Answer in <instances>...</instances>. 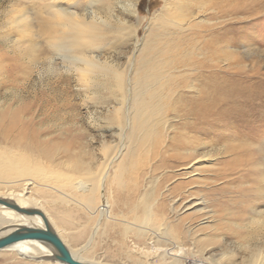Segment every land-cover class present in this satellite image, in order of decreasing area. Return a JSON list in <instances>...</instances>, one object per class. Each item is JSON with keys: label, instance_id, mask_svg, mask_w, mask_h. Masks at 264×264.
I'll list each match as a JSON object with an SVG mask.
<instances>
[{"label": "rangeland", "instance_id": "obj_1", "mask_svg": "<svg viewBox=\"0 0 264 264\" xmlns=\"http://www.w3.org/2000/svg\"><path fill=\"white\" fill-rule=\"evenodd\" d=\"M65 1L62 6L67 8ZM47 2L0 0V133L3 134L0 145L11 150L40 153L48 173L52 171L48 168L57 170L59 166L64 170L73 165L76 170L72 175L79 176V171L83 173L87 166L99 169L103 158L111 153L117 142V124L110 120L117 106L116 96L109 87V76L95 74L97 81L84 85L80 74L69 66L70 58L51 51L44 36L39 34L32 13L41 7L44 10ZM129 3L136 13L129 12ZM240 5L247 6L240 10V24L252 26L255 23L257 26L259 23L260 39L243 41L235 49L226 48L221 63L230 61L229 50H235L242 78L230 84L223 78L226 90L223 117L212 118L205 130L207 133L190 131L192 146L188 150L198 163L189 174L181 167L164 172L167 180L161 178L158 182L161 187L156 185L162 194L159 196L161 203H155L153 208L166 219L164 222L154 219L162 222L154 238L156 250L174 247L162 238L170 235L173 240H180L187 254L208 264H264V16L259 20L245 19L249 6L245 1ZM162 7L163 0H110L109 9H103L100 15H109L113 24L130 25L133 37L124 43L106 39L100 45L99 60L108 61L125 72L148 39L152 17L159 14ZM13 8L17 11L11 21ZM23 10L24 21L20 19ZM256 29L251 27L249 34ZM136 40L138 45L133 46ZM202 87L193 82L191 87H183L181 91L186 96H194ZM252 103L258 105L251 109ZM173 123L179 125L176 120ZM49 160L53 163H48ZM166 188L171 192H163ZM0 189H3L0 193L38 197L39 210H45L56 221L72 250L80 248L88 239L94 220L78 205L65 203L56 193L32 182L26 186L12 183ZM104 196L108 216L103 218L84 252L87 262L134 264L131 258L138 248L133 244V234L129 229L123 231L122 224L126 222L128 226L131 218L122 208V204L127 203L126 195L116 193L111 184ZM175 197L178 202L183 198L194 202L191 205L195 208L179 212V215L172 214L168 205ZM152 199L149 187L146 191L141 186V205ZM141 248V264H146L145 254L153 250L149 243ZM8 255H0V264H28L24 259ZM152 260L153 264L167 262L158 257Z\"/></svg>", "mask_w": 264, "mask_h": 264}, {"label": "bare ground", "instance_id": "obj_2", "mask_svg": "<svg viewBox=\"0 0 264 264\" xmlns=\"http://www.w3.org/2000/svg\"><path fill=\"white\" fill-rule=\"evenodd\" d=\"M63 1L48 0L44 10L41 7L32 11L39 34L44 36L52 52H60L70 58L69 66L80 74L84 85L97 81L95 74H106L111 78L109 87L116 96L117 106L110 120L117 124V142L111 153L102 157L99 169H88L87 166L83 173L79 171V176L72 175L76 170L73 165L72 169L68 167L66 170H60L59 166L57 170L48 168L52 170L48 173L40 153L11 150L0 145V188L12 183L26 186L32 182L56 193L63 202L78 205L93 217L94 224L88 239L80 248L72 250L59 232L56 221L45 210H40L71 255L87 262L84 252L103 218L108 216L104 194L114 184L116 193L126 195L127 203L122 204V208L131 218L128 226L126 222L122 224L123 231L129 229L133 234V244L138 248L132 258L128 256L134 260V264H141V245L148 243L153 251L145 254L143 261L146 264H153L154 257L167 260L165 264H208L187 254L180 240H173L170 235L162 238L169 242L168 245L174 244V247L156 250L154 238L157 230H160L158 227L166 220L165 215L153 211L155 203H161V186L158 182L161 178L167 180L164 172L168 170L181 167L184 173L189 174L198 163L188 150L192 146L190 131L194 134L207 133L205 130L212 118L219 120L223 117V94L226 91L223 78L227 84L242 78L235 50H229L230 61L221 63L226 48L232 46L235 49L243 41L250 39L256 42L260 39L261 34H257L261 27L259 23L257 26L255 23L252 26L240 24V10L247 7L240 4L245 1L249 6L245 19L259 20L264 16V0H163L161 12L151 19L148 39L145 40L144 36L142 47L125 72L98 58L100 45L106 39L113 38L124 43L133 37L130 25L121 22L113 24L109 15H100V11L109 9L110 0H79L74 3L66 0L67 8L62 6ZM129 7V12L136 13L131 3ZM16 11L13 8L11 21ZM20 16L24 21V10ZM251 27L252 30L254 27L257 29L250 35ZM135 45H138L137 40ZM193 82L203 87L194 96L189 94L188 97L181 88L191 87ZM83 87L85 89L86 86ZM256 105L252 103L250 108L254 109ZM172 120L179 122V125ZM48 163L52 164L53 161L49 160ZM141 186L146 191L149 187V196L153 198L150 202L145 200L142 205ZM166 191L171 192L169 188L163 192ZM0 198L21 208L39 210L40 203L35 196L9 192L0 193ZM192 203L185 198L178 202L175 197L170 200L168 208L172 214L179 215L195 208ZM157 218L162 222H155ZM18 226L44 228L39 215H27L0 204V236ZM159 235L156 237L158 241L161 239ZM0 252V255L10 254L8 256L11 258L24 259L28 264H61L54 260L55 253L51 246L36 240H21L0 249Z\"/></svg>", "mask_w": 264, "mask_h": 264}, {"label": "water", "instance_id": "obj_3", "mask_svg": "<svg viewBox=\"0 0 264 264\" xmlns=\"http://www.w3.org/2000/svg\"><path fill=\"white\" fill-rule=\"evenodd\" d=\"M0 204L11 209L16 210L17 212L24 213L27 215H39L44 224L43 229H35L29 227L18 226L14 230L8 232L7 234L0 236V249L13 244L21 240H36L42 243H45L51 246L54 250V260L61 264H95L91 262L81 261L74 258L69 249L64 244V242L59 238V236L51 229L47 219L43 216V213L38 209L31 208H21L13 202H10L6 199L0 198Z\"/></svg>", "mask_w": 264, "mask_h": 264}]
</instances>
